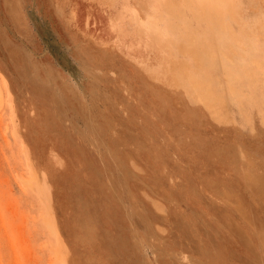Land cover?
Here are the masks:
<instances>
[{
	"label": "rangeland",
	"instance_id": "rangeland-1",
	"mask_svg": "<svg viewBox=\"0 0 264 264\" xmlns=\"http://www.w3.org/2000/svg\"><path fill=\"white\" fill-rule=\"evenodd\" d=\"M0 264H264V0H0Z\"/></svg>",
	"mask_w": 264,
	"mask_h": 264
}]
</instances>
